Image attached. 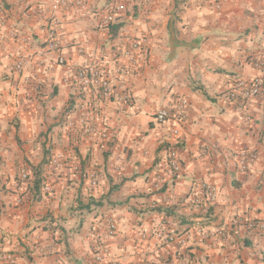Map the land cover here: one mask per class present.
<instances>
[{
    "label": "crops",
    "instance_id": "crops-1",
    "mask_svg": "<svg viewBox=\"0 0 264 264\" xmlns=\"http://www.w3.org/2000/svg\"><path fill=\"white\" fill-rule=\"evenodd\" d=\"M220 1L0 0V264H264L246 226L264 221V0ZM133 41L143 59L117 76ZM89 65L110 98L78 80ZM255 77L258 95L229 98Z\"/></svg>",
    "mask_w": 264,
    "mask_h": 264
},
{
    "label": "built area",
    "instance_id": "built-area-1",
    "mask_svg": "<svg viewBox=\"0 0 264 264\" xmlns=\"http://www.w3.org/2000/svg\"><path fill=\"white\" fill-rule=\"evenodd\" d=\"M64 0H54L53 6L56 8L61 5ZM210 6L214 9H218L221 6L220 0H207ZM122 6H113L108 9L103 22L105 25L110 24L113 21L114 15L118 10H121ZM144 48L141 42L133 41L130 43L128 48H125L113 66V73L117 76L125 74L132 71L137 66V63L143 59ZM62 61V60H61ZM60 61V62H61ZM21 65H18L20 68ZM76 76L80 83L84 86H96L100 95L103 98H110L113 94V87L111 86L110 79L107 74L102 72L96 66H82L77 69ZM263 80L260 77H255L249 81H237L231 91L229 92L230 99H237L241 103H245L247 100L258 95L262 89ZM125 95V94H124ZM127 95L123 96L125 100ZM186 104V100L181 101L180 108ZM154 117L157 121L163 122L169 118V112L167 109L162 108L154 113ZM176 134L177 131L174 130ZM168 164L173 173H178L180 171V161L177 154V147L175 144L169 146L166 152ZM257 159V154L255 152L241 151L237 155V166L238 170L246 171L250 165H252ZM29 179L28 172L23 168L20 171L19 181L22 183L27 182ZM201 190L204 192L205 198L209 201H213L216 195V188L209 183H202L200 185ZM44 191H50V186H44ZM246 226L249 229L257 230L260 233H264V221H254L252 219L247 221ZM116 232V226L112 219L107 221V229L104 238L112 237ZM104 257V251H98L95 255V260L102 262ZM10 264H14L12 257L9 259Z\"/></svg>",
    "mask_w": 264,
    "mask_h": 264
},
{
    "label": "trees",
    "instance_id": "trees-1",
    "mask_svg": "<svg viewBox=\"0 0 264 264\" xmlns=\"http://www.w3.org/2000/svg\"><path fill=\"white\" fill-rule=\"evenodd\" d=\"M43 163H45V161ZM38 179H40V178L39 177L34 178L35 184H38ZM254 221H256V220H254Z\"/></svg>",
    "mask_w": 264,
    "mask_h": 264
}]
</instances>
